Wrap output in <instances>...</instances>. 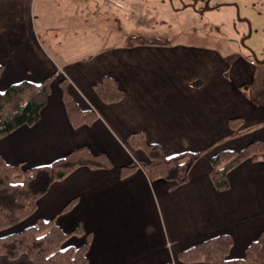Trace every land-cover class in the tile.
I'll use <instances>...</instances> for the list:
<instances>
[{
  "label": "crops",
  "instance_id": "crops-1",
  "mask_svg": "<svg viewBox=\"0 0 264 264\" xmlns=\"http://www.w3.org/2000/svg\"><path fill=\"white\" fill-rule=\"evenodd\" d=\"M58 1L61 11L76 15L74 25L61 29L66 41L93 32L111 33L110 14L125 25L131 24L132 11H138L143 17L139 21L149 28L176 20L186 21L191 29L194 19L205 24L203 18L208 17L207 24L217 26L215 38L219 42L226 38L229 44L217 47L169 39L167 45L128 47L126 36L121 45L67 59L51 52L47 37L38 32V13L51 0H0L4 65L0 91L26 79L39 83L56 73L40 120L0 137V155L10 164L23 163L31 169L87 145L113 162L111 168L83 166L55 181L36 211L0 231V237L33 226L39 218H55L65 233L72 234L64 248L83 247L89 236L88 264H180L181 252L219 235L233 238L228 259L244 258L264 233V161L240 163L228 174V188L219 190L210 177L211 159L264 140V58L255 49L238 50L235 44L256 33L263 36L264 19L238 14V0L214 6L211 0ZM253 24L261 31H255ZM104 76L118 80L125 93L122 100H102L95 85ZM63 78L69 80V90L81 108L97 112L93 124L71 123L62 97ZM234 118H241L242 124L232 135ZM139 131L169 156L202 152L186 183L170 188L164 179L151 181L141 165L121 177L122 166L147 160L142 149L128 143L129 136ZM74 200V206L64 211ZM77 229L80 234L74 233ZM0 264L34 263L23 254L17 259L2 256Z\"/></svg>",
  "mask_w": 264,
  "mask_h": 264
},
{
  "label": "trees",
  "instance_id": "trees-1",
  "mask_svg": "<svg viewBox=\"0 0 264 264\" xmlns=\"http://www.w3.org/2000/svg\"><path fill=\"white\" fill-rule=\"evenodd\" d=\"M170 42L167 38L149 39L139 34L129 36L126 46L167 45ZM3 71L4 65L0 62V77ZM55 77L56 73L39 83L22 80L0 91V137L40 120ZM61 87L71 123L75 127L93 124L98 119L97 112L81 108L69 90L67 78L62 79ZM95 90L107 103L118 102L125 94L118 80L111 76H104L95 85ZM241 124V118L230 120V126L235 130L232 135L238 133ZM128 143L135 149H142L147 160L132 161L122 166L121 177L131 175L141 165L151 181L164 179L170 182V188H176L190 179V170L202 155V152L183 151L169 156L160 144L150 143L143 131L131 134ZM248 159L264 161V140L251 142L238 151L225 150L212 157L210 177L217 189L228 188L230 170ZM83 166L92 169L111 168L113 162L106 153L93 152L87 145L70 151L51 164L31 169L24 168L23 163L10 164L0 155V231L30 217L36 211L40 198L55 181ZM75 203L76 200L72 201L64 211ZM74 233L80 234L81 230L77 229ZM71 235L58 226L55 218H39L33 226L0 237V257L17 259L26 254L34 264H88L86 254L89 236L83 247L64 248ZM232 245L233 238L230 235H219L181 252L178 258L180 264H264V233L247 248L244 258L228 259Z\"/></svg>",
  "mask_w": 264,
  "mask_h": 264
},
{
  "label": "rangeland",
  "instance_id": "rangeland-1",
  "mask_svg": "<svg viewBox=\"0 0 264 264\" xmlns=\"http://www.w3.org/2000/svg\"><path fill=\"white\" fill-rule=\"evenodd\" d=\"M220 2H225V0H211L209 3L214 6ZM201 10L203 9V4H199ZM238 14L240 12L243 14H254V16H258L256 20L264 19V0H238ZM247 9H251L248 10ZM203 11V10H202ZM133 16H138L134 18ZM240 16V15H239ZM238 18L240 19V17ZM200 17V16H199ZM254 17V18H255ZM106 18V17H104ZM143 18L142 13L138 11H132V19L131 24H123L122 19L117 16L109 15L108 19L110 21V29L113 30L111 33H103V32H95L92 35L85 36H77L75 39H70L66 41L64 37L65 33L61 32L62 27L65 24H75L76 15L75 13H68L60 10L59 1L51 0L49 2V6L45 7L43 11H40L37 16L38 20V32L40 36L43 37V34L47 38H45L46 44L51 52H59L65 58H71L73 56H82L81 53H95L97 50L107 48L110 46H118L123 44L126 36L131 35H143L146 38L154 39V38H167L172 39V42H186V43H194V44H207V45H215L217 47H223L224 45H228L226 43V38L224 41L219 42L215 37H217V32H213L214 27H217L213 24L208 23V17L203 18L206 23L204 24L203 20L200 18L194 19L195 24L194 27L190 29L188 25H185L186 21L180 22L176 20H170L164 22L162 24L156 25L154 28L145 27L143 22H140L139 19ZM252 18V16L250 17ZM218 19V18H217ZM200 20V21H199ZM221 21H224L220 18ZM112 21V22H111ZM219 21V19L217 20ZM254 23V22H253ZM254 30L256 29L253 24ZM100 29V27H99ZM192 32H188V30ZM97 30V29H96ZM261 31V30H259ZM258 31V32H259ZM208 38H207V37ZM108 38V39H107ZM209 38H213V41H209ZM56 40V41H53ZM54 42V43H51ZM238 46V50L241 49H255L258 53V57L264 58V35L259 36L257 33L254 35L252 39H244L243 42L238 41L235 43ZM234 45V43H233ZM254 54V52L251 51ZM204 264V263H201Z\"/></svg>",
  "mask_w": 264,
  "mask_h": 264
}]
</instances>
